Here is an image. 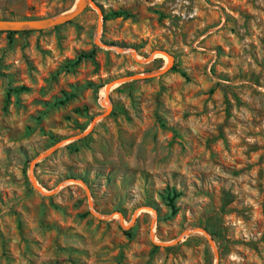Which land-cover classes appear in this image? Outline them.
I'll return each mask as SVG.
<instances>
[{
	"label": "rangeland",
	"instance_id": "1",
	"mask_svg": "<svg viewBox=\"0 0 264 264\" xmlns=\"http://www.w3.org/2000/svg\"><path fill=\"white\" fill-rule=\"evenodd\" d=\"M0 264H264V0H89L0 32Z\"/></svg>",
	"mask_w": 264,
	"mask_h": 264
},
{
	"label": "water",
	"instance_id": "2",
	"mask_svg": "<svg viewBox=\"0 0 264 264\" xmlns=\"http://www.w3.org/2000/svg\"><path fill=\"white\" fill-rule=\"evenodd\" d=\"M88 3L89 0H79L77 6L73 10L54 18L3 19L0 20V32L42 30L56 27L74 19L85 9Z\"/></svg>",
	"mask_w": 264,
	"mask_h": 264
},
{
	"label": "trees",
	"instance_id": "3",
	"mask_svg": "<svg viewBox=\"0 0 264 264\" xmlns=\"http://www.w3.org/2000/svg\"><path fill=\"white\" fill-rule=\"evenodd\" d=\"M9 34L12 35V34H15V32H9ZM93 56H94V52L89 53V54H81L78 61H82L83 59L92 58ZM175 71L177 70L175 69ZM181 74L185 77L187 76L185 72H181ZM169 203H170V206L173 208V210L176 211L175 204H174V198H170Z\"/></svg>",
	"mask_w": 264,
	"mask_h": 264
}]
</instances>
